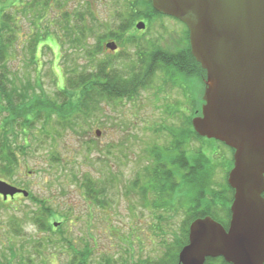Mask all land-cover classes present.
I'll return each instance as SVG.
<instances>
[{
	"label": "rangeland",
	"instance_id": "rangeland-1",
	"mask_svg": "<svg viewBox=\"0 0 264 264\" xmlns=\"http://www.w3.org/2000/svg\"><path fill=\"white\" fill-rule=\"evenodd\" d=\"M28 1L34 0H0V8L15 16L21 47L27 46L37 32L39 37H47L38 45V53L42 50L38 71L23 61L11 60L10 64L18 65L23 84L33 82L36 94L46 93L50 99H56L58 89L67 85L66 77L71 71L78 73L85 67L100 70L104 61H110L113 64L108 68L109 74L120 71L121 76L130 77L133 64L139 63V50H145L144 57L148 58L151 50L176 52L185 41L186 27L182 22L157 15L150 20L152 26L144 35L120 38L122 53L104 54L100 47L103 22L109 26L119 23L117 14L125 10L127 0H53L49 18L42 17L47 8L37 2L28 7ZM91 7L93 16L89 15ZM78 14L89 33L83 36L82 44L70 47L64 29L73 19H79ZM154 19L157 20L153 22ZM56 36L61 37L63 45ZM22 52L16 49L12 59ZM168 78L158 71L153 83L135 99L99 102L82 129H60L47 123L49 136L42 140L37 128L43 124L37 123L28 141L19 133L18 147L26 144V149H17L18 164L11 176L0 168V179L30 194L7 202L0 194V264H20L26 258L31 264H68L70 247L79 249L85 244L93 248L88 258L91 264H104L107 257L145 264L146 260L161 258L169 244L181 239L189 213L179 201L169 212L154 210L143 204L141 190L138 191L146 167L152 164L149 150L155 146L171 147L175 135L187 125L184 113H192L184 83L175 84ZM197 86L200 88V84ZM188 148L190 153L204 149L215 166L213 186L219 191L224 188L232 151L215 140L204 143L192 139ZM85 175L95 182L92 189L103 192L97 195L101 203L95 204L85 195L86 189L81 186ZM39 201L50 204L54 210L50 222L61 223L63 233L42 232L33 223L32 212ZM219 208L218 216L226 221L223 207ZM13 221L18 225H12ZM14 229L25 235H16ZM12 251L15 257L10 255Z\"/></svg>",
	"mask_w": 264,
	"mask_h": 264
},
{
	"label": "trees",
	"instance_id": "trees-1",
	"mask_svg": "<svg viewBox=\"0 0 264 264\" xmlns=\"http://www.w3.org/2000/svg\"><path fill=\"white\" fill-rule=\"evenodd\" d=\"M64 0H60V3ZM128 3L124 7L125 10L117 14L119 23L109 26L104 22V32L100 36L101 43L105 39L116 38L121 41L123 35H127L132 29L135 21L145 16L151 19L154 16L161 15L153 7L151 0H127ZM39 4L48 10L44 12L42 17L51 16L49 10L52 9L53 0H34L33 3L28 1V7L33 4ZM56 2H59L56 0ZM60 5V4H59ZM89 15H95L94 9H89ZM68 15V13H66ZM79 16L76 21L72 20L69 27L64 29L69 41L70 47H75L84 42L82 39L89 31L84 25V19ZM67 18V17H66ZM15 16L4 7L0 8V168L6 176H11L18 164L17 149H26V144L19 146V133L23 134V139L28 141L31 134L34 133L37 123H42L37 128L43 138L49 136L46 131V124L53 123L60 129L70 128L74 131L82 129L86 126L88 120L93 114L96 105L99 102L116 101L118 99H135L140 91L150 86L158 71L163 72L170 82L180 84L182 81L186 97L190 100L191 114L184 113L185 124H187L174 137L171 147H153L149 150L148 155L152 157V164L146 167V173L143 177L144 182L139 186L141 190L143 204L152 206L154 210H162L169 212L176 207L177 201L179 205L184 207L189 213L184 235L173 245L165 248L161 258L146 260L145 264H179V252L182 247L188 243L189 226L193 220L199 217L212 216L224 225H228L230 218V203L233 200L234 190L228 184L220 191L213 186L214 163L204 149L196 153H190L188 143L193 140L208 143L214 139H206L200 136L194 129L192 119L200 114L201 104L203 103V93L205 90L206 71L197 62L192 55L189 44V33L186 27V35L184 44L175 53L160 52L155 54L151 63L143 56L141 68L133 64L134 69L129 72L130 77L121 76V72L109 74L108 68L111 62H107L105 69L102 70H84L76 73L69 72L66 77L67 85L62 89H58L56 99H50L46 93L42 95L36 94V87L33 82L23 84V80L18 74V65L13 67L10 62L23 61L25 66L36 71L37 65L41 58L38 53V45L42 39L47 37H39L38 33L31 37L27 46H20L18 41V26L16 25ZM58 21V19H57ZM56 26L57 25L56 23ZM61 26V25H60ZM102 38V39H101ZM121 38V39H120ZM58 43L63 45L60 36H56ZM127 40V39H126ZM64 41L66 42L65 38ZM67 41V42H68ZM122 42V41H121ZM51 48V46H49ZM16 49H22V53L12 59L13 52ZM19 53V51H18ZM88 54L91 51L87 50ZM39 55V56H38ZM150 63V64H149ZM143 65V66H142ZM115 69V67H114ZM135 69L142 71L136 72ZM115 71V70H114ZM75 72V73H74ZM74 73V74H73ZM120 75V77H119ZM39 81V80H38ZM179 81V82H178ZM40 83H38L39 85ZM200 84V88L197 86ZM41 89V88H40ZM110 103V102H108ZM181 111V110H180ZM173 112V111H172ZM173 114H175L173 112ZM169 130V129H167ZM31 139V138H30ZM234 153V149L225 145L223 142L216 140ZM43 144V141H42ZM151 161V159H150ZM233 155L227 164V175L233 166ZM92 177L85 175L81 186L86 189L85 195L88 199L101 203L100 193L92 189ZM136 183V182H135ZM135 188V186H134ZM98 195V197H97ZM151 196V197H150ZM223 197V198H221ZM178 198V200H177ZM38 208L32 212L33 223L39 230L52 232L53 230L63 233L61 223L54 229L50 222L54 215V210L50 204L45 201H39ZM219 206L223 207L226 213V221L218 216ZM17 224L16 221L12 222ZM16 235L21 234L20 230H15ZM22 236L25 233L21 234ZM71 246V245H70ZM85 247L78 248L71 246V260L68 264H91L88 258L92 255V247L88 244ZM12 250V249H11ZM89 254H91L89 256ZM15 257L14 251L10 254ZM28 260V261H27ZM20 264H31L30 259L20 260ZM50 264H52L50 262ZM104 264H129V261L121 258L107 257ZM206 264H229L223 257L208 258Z\"/></svg>",
	"mask_w": 264,
	"mask_h": 264
},
{
	"label": "water",
	"instance_id": "water-1",
	"mask_svg": "<svg viewBox=\"0 0 264 264\" xmlns=\"http://www.w3.org/2000/svg\"><path fill=\"white\" fill-rule=\"evenodd\" d=\"M151 1L188 26L192 54L206 71L195 131L234 149L229 227L209 215L193 220L179 264L218 257L229 264H264V0ZM19 192L29 195L0 180L5 199Z\"/></svg>",
	"mask_w": 264,
	"mask_h": 264
},
{
	"label": "flooded vegetation",
	"instance_id": "flooded-vegetation-1",
	"mask_svg": "<svg viewBox=\"0 0 264 264\" xmlns=\"http://www.w3.org/2000/svg\"><path fill=\"white\" fill-rule=\"evenodd\" d=\"M152 19V18H151ZM151 19H148L147 17H144V18H142V19H138L137 21H135V23H134V25H133V27H132V29H130L129 31H128V33H127V35H125V36H137V35H144V33L147 31V30H149L150 28H151V26H152V21H150ZM155 20H157V19H154L153 20V22L155 21ZM138 21H143L144 23H145V28H143V29H139L138 27H137V22ZM119 22H121V21H119ZM104 23V22H103ZM116 23V22H115ZM102 27H104V25L102 26ZM105 28V27H104ZM108 42H113V43H115L116 44V46H117V48H115V49H111V48H109L108 46H107V43ZM102 48H103V52H104V54H110V55H114V54H120V53H122V51H124V50H122L121 49V44H120V41H118L115 37L114 38H110V39H105L104 40V42H103V45H102ZM181 48H182V46H181ZM181 50V49H180ZM135 53H136V51H134ZM151 52H152V55L150 56V57H148V58H146L150 63H151V61H153L154 60V55L155 54H158V53H160V52H165V51H161V50H151ZM177 52H179V50L178 51H176V53ZM146 52H145V50H139L138 51V64H137V68H141V64H142V60H143V56H144V54H145ZM166 53H168V52H166ZM172 53H175L174 51L172 52ZM109 57V56H108ZM108 62H110V61H108ZM107 62L106 61H104L103 63H102V70H104L105 69V66L107 65L106 64ZM149 63V64H150ZM104 64V65H103ZM139 66V67H138ZM112 69L113 70H115L114 69V67H112ZM11 184V183H10ZM13 185V184H12ZM19 195H22V193H17V194H15L14 196H8V198L7 199H5V201L7 202V201H10V200H13L16 196H19ZM230 220H231V215H230V218H229V221H228V226H229V223H230Z\"/></svg>",
	"mask_w": 264,
	"mask_h": 264
}]
</instances>
